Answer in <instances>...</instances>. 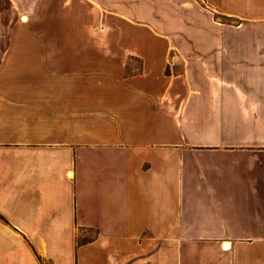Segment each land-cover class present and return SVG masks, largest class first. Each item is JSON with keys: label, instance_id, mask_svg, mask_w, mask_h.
<instances>
[{"label": "crops", "instance_id": "crops-1", "mask_svg": "<svg viewBox=\"0 0 264 264\" xmlns=\"http://www.w3.org/2000/svg\"><path fill=\"white\" fill-rule=\"evenodd\" d=\"M0 264H264V0H0Z\"/></svg>", "mask_w": 264, "mask_h": 264}, {"label": "rangeland", "instance_id": "rangeland-1", "mask_svg": "<svg viewBox=\"0 0 264 264\" xmlns=\"http://www.w3.org/2000/svg\"><path fill=\"white\" fill-rule=\"evenodd\" d=\"M230 24H231V23H230ZM232 25L236 26L237 24L234 23V24H232ZM91 236H92V234H90L88 237H91ZM81 238H82V237L79 236V243L82 241ZM80 240H81V241H80Z\"/></svg>", "mask_w": 264, "mask_h": 264}]
</instances>
